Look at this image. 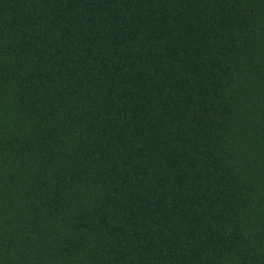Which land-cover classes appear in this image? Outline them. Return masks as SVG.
<instances>
[{
    "label": "trees",
    "instance_id": "1",
    "mask_svg": "<svg viewBox=\"0 0 264 264\" xmlns=\"http://www.w3.org/2000/svg\"><path fill=\"white\" fill-rule=\"evenodd\" d=\"M0 264H264V0H0Z\"/></svg>",
    "mask_w": 264,
    "mask_h": 264
}]
</instances>
